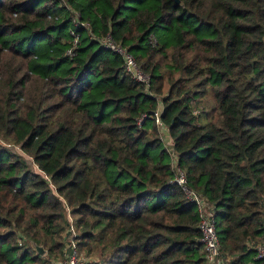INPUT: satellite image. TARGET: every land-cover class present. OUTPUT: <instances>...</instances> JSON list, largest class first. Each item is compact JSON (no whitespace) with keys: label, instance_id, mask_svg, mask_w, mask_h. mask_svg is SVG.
<instances>
[{"label":"trees","instance_id":"obj_1","mask_svg":"<svg viewBox=\"0 0 264 264\" xmlns=\"http://www.w3.org/2000/svg\"><path fill=\"white\" fill-rule=\"evenodd\" d=\"M180 1L0 0V264H54L69 216L88 264H207L163 127L226 263L264 264V0Z\"/></svg>","mask_w":264,"mask_h":264},{"label":"built area","instance_id":"obj_2","mask_svg":"<svg viewBox=\"0 0 264 264\" xmlns=\"http://www.w3.org/2000/svg\"><path fill=\"white\" fill-rule=\"evenodd\" d=\"M78 17L80 16L77 15V18ZM82 25L84 27H88L87 24L82 23ZM71 35L74 39V47L67 52V55L70 57L74 55V48L79 44V39H80V36L73 31L71 32ZM92 38H95V36H92ZM99 41L103 48L117 55H120L123 58L124 61L123 69L126 75L131 76V78L137 82L147 85V87L149 88L150 76H148L143 72V70L137 63L134 55L130 53V51L127 48H125L121 43L116 42L110 33L99 39ZM157 118L159 121L160 112L157 113ZM162 130H166V128L163 127ZM167 150L171 153L174 159V168H175V176L170 181V184L181 187L182 190L185 192L186 196L188 197V199L197 205L200 216V224H199V229L201 232L200 241L205 246L206 263L227 264L221 252V243H220L219 235L217 233V221H216L213 205H211L207 199L197 194L187 186V175L178 166V160L174 153L172 144L170 147H167ZM68 233L70 234V238L65 244L66 247L64 250V255L60 260L55 262V264H88L85 262L86 260L82 257V254L78 248L77 242L75 240L77 235L76 232L74 231L73 225H70ZM256 252L258 259H264V243L260 244L256 248Z\"/></svg>","mask_w":264,"mask_h":264},{"label":"rangeland","instance_id":"obj_3","mask_svg":"<svg viewBox=\"0 0 264 264\" xmlns=\"http://www.w3.org/2000/svg\"><path fill=\"white\" fill-rule=\"evenodd\" d=\"M212 95H213L212 90H210V92L206 95L207 97L201 99V101L198 103V105H196V104L193 105L195 107L200 108L202 110V112H204V113H202V115L200 117H198V123L200 125H204V124H207V123L210 122V117L208 116V113L211 112L213 106L215 105V102L212 99ZM203 107H205V108L203 109ZM163 131H165V130H163ZM162 140L166 144L167 147L171 146L172 142H171V138L169 137V135L168 136L167 135H163L162 136ZM12 149H13V151H16L17 153L23 155L19 147H15V148H12ZM26 159L28 160V164L30 165V167L33 170L37 171V167L33 164L32 159L28 158V157ZM74 223L75 222L72 221L71 217L69 216V226L67 227V229H66V231L64 233V245L67 243L68 239L70 238V234L68 233L69 227H70V225L74 226ZM74 231H75V229H74ZM81 254H82V257L86 260L85 261L86 263H90V262H93V261L94 262L98 261L97 257H86L84 252H81ZM61 258L55 260L54 264H55V262H57Z\"/></svg>","mask_w":264,"mask_h":264},{"label":"water","instance_id":"obj_4","mask_svg":"<svg viewBox=\"0 0 264 264\" xmlns=\"http://www.w3.org/2000/svg\"><path fill=\"white\" fill-rule=\"evenodd\" d=\"M177 4H180L181 1L180 0H175ZM34 248L36 250V252L40 255V256H45L46 255V250L43 246H37L34 245Z\"/></svg>","mask_w":264,"mask_h":264},{"label":"crops","instance_id":"obj_5","mask_svg":"<svg viewBox=\"0 0 264 264\" xmlns=\"http://www.w3.org/2000/svg\"><path fill=\"white\" fill-rule=\"evenodd\" d=\"M162 134H163V135H167V136H168L167 129L164 131V133H163V130H162Z\"/></svg>","mask_w":264,"mask_h":264}]
</instances>
